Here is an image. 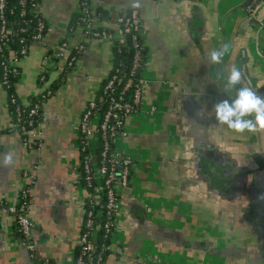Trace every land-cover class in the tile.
I'll return each instance as SVG.
<instances>
[{"label": "crops", "instance_id": "1", "mask_svg": "<svg viewBox=\"0 0 264 264\" xmlns=\"http://www.w3.org/2000/svg\"><path fill=\"white\" fill-rule=\"evenodd\" d=\"M79 1L38 0L50 28L16 61L23 103L59 75L64 63L52 53ZM88 1L135 8V0ZM243 1L139 0L148 83L124 121L126 133L114 139L133 164L105 264H264V130L235 133L214 115L215 103L235 95L222 78L232 65L245 70V84L264 88V2L249 15ZM70 38H81L79 26ZM225 43L227 53L213 64L208 54ZM112 62L109 40H87L43 101L29 145L26 133L12 129L0 79V160L14 154L11 165L0 166V264H73L86 193L77 123ZM27 185L35 259L6 207Z\"/></svg>", "mask_w": 264, "mask_h": 264}, {"label": "built area", "instance_id": "2", "mask_svg": "<svg viewBox=\"0 0 264 264\" xmlns=\"http://www.w3.org/2000/svg\"><path fill=\"white\" fill-rule=\"evenodd\" d=\"M23 4L24 0H20ZM264 0H249L244 8L249 15H254L256 10L262 5ZM30 11L34 12L37 18L36 31L33 40H40L50 28L44 17L39 16L37 10L38 0H31ZM3 7V0H0V9ZM82 21L77 23L81 38L73 40L70 38L74 29L67 28L66 33L59 41L52 53L60 58L68 66L72 64L74 55L71 52L82 53L89 39L109 40L112 45L118 43L115 38L122 40L129 36L134 47L132 58V70L129 75L121 72V68L116 67L109 72L102 87V93L98 91L86 102L81 111L78 123V147L83 152L80 156V179L85 188V197H89L92 208L87 210V217L83 219L80 226V233L76 240L77 252L73 256V264H105L106 257L103 251L111 250L110 243H97V230L102 227L106 233L113 234L117 224V215L121 209V198L123 190L128 186L133 159L128 154H122L114 147V139L124 135V121L127 116L137 111L140 107L145 86L148 78L142 73L144 59L142 57V44L138 41V36L142 32V17L138 10L131 8L127 11L108 10L106 14H101L96 6L90 4L88 0H80L77 5ZM21 11H24L22 8ZM2 17V14L0 15ZM28 21L26 20L25 23ZM259 23L262 24L259 19ZM8 28L0 24V39L7 38ZM10 59L13 64L12 70L17 73L16 61L20 58L17 55ZM140 67L139 75H133L135 68ZM243 69V68H242ZM245 80L251 84V80L245 70ZM4 74L1 79L2 84H7ZM44 78V76H42ZM130 93H127V90ZM42 92V91H41ZM39 94V93H38ZM37 95V94H36ZM20 100V99H19ZM44 101V100H43ZM41 101V102H43ZM40 102V103H41ZM98 102H104L102 112L95 109ZM20 104H16V120L12 121V129L26 133L24 141L30 144V135H36V125L38 119H28L27 123H21ZM39 106L38 101L29 109L28 114L36 113ZM30 137V138H29ZM100 139L101 147L97 153L96 140ZM32 181H34L32 179ZM30 185L24 186L18 199L6 207L15 216L17 229L21 233L23 244L29 251V256L36 258L37 239L33 234L34 224L28 216L30 209ZM3 199L0 198V204ZM98 205V206H97ZM103 214L100 223L93 224V218Z\"/></svg>", "mask_w": 264, "mask_h": 264}, {"label": "trees", "instance_id": "3", "mask_svg": "<svg viewBox=\"0 0 264 264\" xmlns=\"http://www.w3.org/2000/svg\"><path fill=\"white\" fill-rule=\"evenodd\" d=\"M31 0H24L22 4L20 0H3V7L0 9V15L2 14L4 25L8 28L7 30V38L5 40L0 39V79L3 78L4 74H6L7 84L4 85V88L7 92V102L10 108L12 120H16V111L15 107L16 104L19 103V97L15 90V82L19 78V66L17 65L16 68L18 70L17 73H14L12 70L13 64L10 62V59L14 56L13 54L21 57L26 54L28 51L29 43L34 39L33 35L36 31V22L37 18L34 12L30 11ZM24 8V11H21ZM97 10L100 11L101 14H106L108 10L102 9L100 7H96ZM39 16L42 17L40 13ZM2 17L0 16V24L2 23ZM28 21L25 23V21ZM82 21L80 18V13L76 9L73 13V17L67 24V28L74 29L77 26V23ZM47 23V22H46ZM119 37L115 38L114 41L117 42V45H112V53H113V62L110 67V71L119 67L121 72H125L126 75H129L130 70H132V58L134 47L131 44V40L128 35L125 36L122 40L118 39ZM138 41L142 44V33L138 36ZM145 45H142V57L145 61ZM81 53L74 51L71 52V55H74V60L72 61L71 65H67L64 63L61 71L57 78L51 81L50 85L47 89H44L38 95H32L28 102L24 104H20L21 109V123H27L28 119H38L41 114L42 103L41 101L45 100V98L50 95L51 93L55 92L60 85V83L65 80L66 74L71 71L75 65L76 61ZM55 57V56H54ZM143 69V68H142ZM140 67L135 68L133 75H139ZM143 71V70H142ZM105 81V79H104ZM98 89V93H102L103 83ZM127 93H130V90H127ZM39 103V106L36 109V113L31 115L28 114V109L35 103ZM41 102V103H40ZM105 103L98 102L95 109L99 112H102L104 109ZM101 147L100 139L96 140V151L98 153ZM80 151V156H81ZM98 206V205H97ZM89 207L92 208V204L90 203L89 197H85L84 200V218L87 217V210ZM103 214L101 213L98 216L93 218V224L100 223L103 220ZM83 218V219H84ZM96 242L99 243H110L111 241V234L106 233L102 227H99L97 230V237ZM77 246L75 248V252H77ZM110 249H106L103 251L104 256L107 258L108 254L110 253Z\"/></svg>", "mask_w": 264, "mask_h": 264}, {"label": "clouds", "instance_id": "4", "mask_svg": "<svg viewBox=\"0 0 264 264\" xmlns=\"http://www.w3.org/2000/svg\"><path fill=\"white\" fill-rule=\"evenodd\" d=\"M132 7H140L139 0H135ZM228 44L221 49H214L208 55L213 64H219L228 51ZM225 89L234 90L235 95L230 99L218 101L214 105V115L220 125L227 126L235 133L258 132L264 130V94H260L248 84H245L243 69L232 65L227 71ZM240 85V87H236ZM199 114V113H198ZM14 154L7 152L0 160V166L7 167L13 163Z\"/></svg>", "mask_w": 264, "mask_h": 264}, {"label": "water", "instance_id": "5", "mask_svg": "<svg viewBox=\"0 0 264 264\" xmlns=\"http://www.w3.org/2000/svg\"><path fill=\"white\" fill-rule=\"evenodd\" d=\"M248 1H249V0H244V1L242 2V4L245 5ZM252 17H255V16H252ZM261 91L263 92L262 94H264V88H261L259 92H261Z\"/></svg>", "mask_w": 264, "mask_h": 264}]
</instances>
